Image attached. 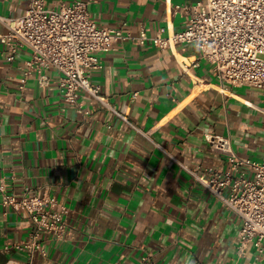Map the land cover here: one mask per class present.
<instances>
[{
  "label": "crops",
  "instance_id": "1",
  "mask_svg": "<svg viewBox=\"0 0 264 264\" xmlns=\"http://www.w3.org/2000/svg\"><path fill=\"white\" fill-rule=\"evenodd\" d=\"M73 1L87 2L100 26L167 36L184 26L179 7L197 0H45L52 8ZM29 4L0 0V16ZM100 56L93 81L151 139L90 95L81 94V111L66 104L54 68L48 84L34 75L22 84L29 50L11 59L0 43V183L17 198L48 193L69 208L64 236L44 234L31 264H264L253 243L239 257L240 217L182 167H226L207 134L264 162L263 90L222 82L206 59L195 65L194 44L128 39ZM31 227L28 214L0 204V264L30 261L13 244Z\"/></svg>",
  "mask_w": 264,
  "mask_h": 264
},
{
  "label": "built area",
  "instance_id": "2",
  "mask_svg": "<svg viewBox=\"0 0 264 264\" xmlns=\"http://www.w3.org/2000/svg\"><path fill=\"white\" fill-rule=\"evenodd\" d=\"M179 10L186 17L182 29L167 36L161 31L149 36L142 28L139 35H133L121 27L97 24L87 2H63L52 8L45 0H30L24 14L0 16L7 26V31L0 33V43L8 47L11 59L20 49L29 50L22 84L34 75L44 86L49 83L46 71L54 68L60 73L59 83L66 104L81 111V94L90 95L149 139L150 132L142 130L109 102L101 86L92 79L93 72L103 66L100 54L111 50L117 42L129 39L145 44L150 40L160 49L181 43L194 44L199 49L195 65L200 59H206L222 82L260 88L264 100V0H197ZM257 108L264 112V104ZM207 140L225 158L226 167L187 164L182 167L240 217L236 245L239 257L246 255L252 243L264 250V162L239 155L228 136L207 134ZM0 195V204L25 212L31 220L27 238L13 244L28 254L30 261L23 264H31L34 253L42 250L44 234L57 239L64 236L69 208L53 195L17 198L7 192L4 182L0 183ZM5 249L10 251L11 247ZM142 259L148 262L147 255Z\"/></svg>",
  "mask_w": 264,
  "mask_h": 264
}]
</instances>
